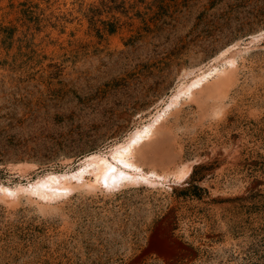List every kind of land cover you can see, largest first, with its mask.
Wrapping results in <instances>:
<instances>
[{"label": "rangeland", "instance_id": "374dc122", "mask_svg": "<svg viewBox=\"0 0 264 264\" xmlns=\"http://www.w3.org/2000/svg\"><path fill=\"white\" fill-rule=\"evenodd\" d=\"M261 31L264 0H0L3 185L74 171L164 106L183 70L246 48L137 151L165 182L0 194V264H264Z\"/></svg>", "mask_w": 264, "mask_h": 264}, {"label": "bare ground", "instance_id": "6f19581e", "mask_svg": "<svg viewBox=\"0 0 264 264\" xmlns=\"http://www.w3.org/2000/svg\"><path fill=\"white\" fill-rule=\"evenodd\" d=\"M263 34L264 32L261 31L250 35V41L260 39L264 36ZM237 45L238 43H234L221 50L210 59L208 64L183 70V80L178 82L165 99L164 106L156 109L146 122L135 126L122 139L114 141L105 152L93 151L83 155L79 158L78 167L74 171L44 172L36 175L34 180L30 179L31 181H27L26 184H0V194L10 199L17 198L21 194L26 195L28 199L49 203L67 198L76 187H99L105 191H115L121 187L142 182L149 184L165 182L167 174H159L154 169L145 170L143 168L140 164L142 161L139 163L136 160L137 151L151 141L156 127L166 118L167 114L169 115L172 109L183 102L182 100L191 98L195 91L203 88L211 80L224 82L228 79L229 76L225 77L224 73L226 70L234 69L238 56L246 49H238ZM222 75L224 76L222 77ZM214 88L212 89L214 90ZM21 165L25 168L31 166L30 164ZM189 172V166H182L177 168L173 175L177 179H183L189 175ZM105 182L107 186H105ZM151 246L165 249L163 243L162 245L154 243Z\"/></svg>", "mask_w": 264, "mask_h": 264}, {"label": "snow or ice", "instance_id": "6c2138e0", "mask_svg": "<svg viewBox=\"0 0 264 264\" xmlns=\"http://www.w3.org/2000/svg\"><path fill=\"white\" fill-rule=\"evenodd\" d=\"M105 186H107V183L105 182ZM9 195H11V193H9Z\"/></svg>", "mask_w": 264, "mask_h": 264}]
</instances>
